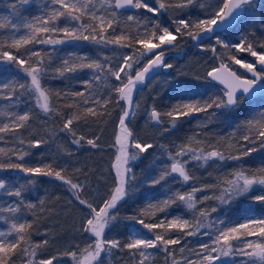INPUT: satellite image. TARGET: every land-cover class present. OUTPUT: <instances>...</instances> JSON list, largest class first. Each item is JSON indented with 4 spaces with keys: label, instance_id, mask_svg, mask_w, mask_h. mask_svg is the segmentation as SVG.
<instances>
[{
    "label": "snow or ice",
    "instance_id": "1",
    "mask_svg": "<svg viewBox=\"0 0 264 264\" xmlns=\"http://www.w3.org/2000/svg\"><path fill=\"white\" fill-rule=\"evenodd\" d=\"M32 4H37L36 13L23 15ZM253 5L254 0H14L11 7L18 22L0 17V101L5 102L0 106V143L8 144L0 147V171L21 175L0 177V221L7 226L0 230V264H17V260L65 264V257L70 264H105V258L114 257L120 264H154L156 253H163L164 264H264V163L246 167L247 157L264 152V105L253 103L264 97V40L247 30L236 42L227 38ZM192 8L199 12H188ZM163 16L168 19L162 21ZM188 40L201 52L212 54L214 63L204 76L194 77L207 80L211 87L172 77L175 83L165 81L172 102L165 109L153 103L145 109L147 120L163 134L179 130L185 118H195L203 130L228 116L225 123L230 130L226 136L211 129L206 134L194 132L174 145L167 161L144 181L149 190L140 207L120 216L119 209L135 199L140 187L135 162L154 147L138 139L131 127L139 110L134 97L159 70L173 68L165 60L166 53ZM79 42L94 48L79 51ZM65 46L71 50L65 51ZM236 65L243 74H238ZM49 80H61L65 87H49ZM74 83L83 90L74 89ZM216 83L222 86L219 93L212 91ZM245 100L251 105L248 115L233 119L230 114L237 113ZM116 108L114 175L107 192L101 193L89 181L90 169L74 168L69 174L62 157L71 156L70 150L30 159L32 148L47 143L26 138L37 121L43 125L60 121L49 140L64 134L77 148L100 149V136H88L81 129L106 122ZM209 168L216 175L210 171L211 179L201 181L196 170ZM40 178L59 181L70 193L69 203L81 213L75 231L83 237V247L81 242H68L58 254L38 258L50 243H63L48 229L34 228L38 219L57 213L45 199H29ZM157 186L158 191H151ZM254 191L257 194L250 195ZM241 197L245 201L237 219L222 215L210 219L221 206L230 211L227 206ZM173 206L186 211L170 215ZM120 223L127 228L123 238L111 235ZM34 235L43 239L37 242ZM205 236L208 241H200ZM188 237H197L200 250L194 247L192 255L185 256Z\"/></svg>",
    "mask_w": 264,
    "mask_h": 264
},
{
    "label": "trees",
    "instance_id": "2",
    "mask_svg": "<svg viewBox=\"0 0 264 264\" xmlns=\"http://www.w3.org/2000/svg\"><path fill=\"white\" fill-rule=\"evenodd\" d=\"M13 2L14 0H0V17H9L12 19L13 23H16L18 22V15L12 10L11 5ZM148 2L153 3L154 0H148ZM36 11L37 4H32L30 6H27V11L23 12L22 14L31 16L34 15ZM141 12H143L144 15H152L144 10H141ZM188 12L195 14L199 12V9L192 8L189 9ZM160 19L163 21L167 20L168 17L163 16ZM262 25H264V0H254V5L252 6L251 12L245 13L242 17L239 18V23L231 28L229 36L236 37L240 33H244L245 30H247L248 32L254 33L258 39L264 40V34H262L264 33V27H262ZM6 30L7 27L4 31ZM241 38L242 37L240 36V38L233 39L232 42H236ZM205 43L208 44L211 42L206 41ZM39 47L43 49L46 46ZM73 47H75V45ZM92 48H94V46H86V42H79V48H77V50L88 52L89 49ZM70 50L71 49L65 46V51ZM211 55L212 54L210 52H201L195 47V42L191 40L181 43L180 48L173 49L167 52L165 60L167 63H171L173 65V68L167 70H159L160 74L158 76H155L154 79L146 82V85L143 86V91L139 94L144 102V107L147 109L153 103H155L156 107L159 109L167 108L168 105L172 102L169 100V97L172 95L169 83H175L176 80H189L198 85L211 87L207 80L194 79L197 74L203 77L206 69H208L214 63V61L211 59ZM224 55H227V52H225ZM239 57L247 61H252V58L245 54H240ZM180 72H184L187 75L180 76ZM243 73V71L239 70L238 74ZM79 77L81 79H87V76L84 73H79ZM172 77H176V80H172ZM165 81H169V83H165ZM47 84L52 88L65 87V83L61 80H49L47 81ZM73 87L74 89L83 90L82 86L78 83H74ZM200 90L204 91V87H201ZM220 90L221 89L216 85L212 89V91L216 93H219ZM209 94H211V92ZM134 99L136 100V96L134 97ZM4 103L5 102L0 101V106H2ZM253 103L256 107L264 105V97H257ZM61 107H63L62 104ZM250 107L251 105L249 101L245 100L244 103L240 106L238 112L230 115L233 119L236 116H239L240 119H243L248 115ZM64 110L66 112L70 111L69 109ZM118 112L119 108H116L112 112L111 116L107 118L106 122L98 126L93 125L91 129H81L88 136H100V140L98 141V143L101 144L100 149H91L88 146H85V148H77L76 146L70 144L68 140L64 138V134L56 136L54 140H49V133H51L53 129L59 128L61 126L60 121L57 119L54 122H49L46 125H43L40 121H37L34 125V131L31 137L26 138L44 139L47 141V143L42 144L39 148H32L31 152L33 155L32 157H30V159H39L41 155H57L63 149L70 150L72 152L71 156L65 155L62 157L63 160L66 161V166L68 168L69 174L73 172L74 168L90 169L91 171L88 177L89 181L93 186L98 185L101 193L107 192L112 185V177L114 175V170L112 169L111 165L115 160L116 149L112 145L114 144V129ZM228 119V116L221 117L219 121L210 124L209 128L201 130L197 127L195 118H185L179 130H174V132L162 134L160 129H157V133L152 137L151 135L147 139L140 137L139 139L141 141L153 143L154 147L149 149L148 153L141 154V158L135 162L134 172L137 177L136 182L140 185V187L135 193V199L129 200L127 203L123 204V207L119 209L120 216L129 215L140 207L141 203L143 202L144 193L149 190L144 185V181H146L150 176L155 175L159 167L167 161V152L174 151V145L183 142L194 132H202L206 134L209 132V129H211V132L213 133L226 136L230 130V125L228 123H225V121ZM236 135L239 136V132H237ZM0 147H8V144L0 143ZM261 163H264V152H255L251 156L246 158V167L256 168ZM210 171L213 170L211 168L207 170L197 169L196 175L201 178V181H207L211 179V177L208 176V172ZM19 175L21 174L15 171H0V177L11 179ZM77 175H79V173H77ZM215 175L216 173L213 171V176ZM40 180L42 182L35 190H33V192L29 196V199H31L33 202H36L37 198L45 199L47 206L50 208L54 207L57 210V213H52L45 218L38 219L37 224L34 225V228L39 226L41 230L48 229L50 231V235H54L57 241H62L63 243H50L48 246L40 250V252L38 253V258H47L51 255L58 254L60 251L64 250L68 242H81V246L83 247V237L75 231V229L79 226L81 213L78 211L77 206L74 203H69V201L71 200L70 193L67 192V189L65 187H61V182L59 181L51 180L49 178H40ZM158 190L159 186L151 189V191L153 192ZM255 194H257L255 191L253 193H250V195ZM242 201H245L244 197L241 198V202ZM241 202L237 207L233 206L232 204L228 205L227 207L230 209V211L227 212L224 211L225 206H221L219 211L212 214L210 219H214L218 215H222L226 220H232L235 217H239ZM260 208L261 206L257 205V214H259ZM185 211L186 210L182 208L173 206L169 209V214H184ZM159 215L163 216L164 214L161 213ZM188 215L189 218H191L190 213ZM31 218V216L28 217V219ZM6 227L7 226L4 225L2 221H0V230H5ZM204 231L208 230L205 229ZM126 232L127 228L124 227L123 223H120L115 227V230L111 233V235L123 238L124 233ZM42 239L43 236H33V240L37 242ZM188 241L189 242L185 247V256L192 255L191 250L194 247L197 251H199V242L208 241V237H201L200 241H198L197 237H188ZM151 251L156 252V250ZM176 255L177 259H179L181 254L177 252ZM63 259L65 261V264H70V258L65 257ZM223 260L228 261L230 259L226 258ZM17 264H21V261L17 260ZM105 264H120V261L116 257L112 259L105 258ZM154 264H164L163 253H156ZM216 264H220V261H217Z\"/></svg>",
    "mask_w": 264,
    "mask_h": 264
},
{
    "label": "rangeland",
    "instance_id": "3",
    "mask_svg": "<svg viewBox=\"0 0 264 264\" xmlns=\"http://www.w3.org/2000/svg\"><path fill=\"white\" fill-rule=\"evenodd\" d=\"M227 38L230 39L231 41H233V39L240 38V35H238L236 37H232V36H229V34H228ZM240 54L247 55L246 53H236V55L238 57H239ZM249 57H251V56H249ZM251 58H252V60H254L253 57H251ZM235 68L239 69V66L236 65ZM239 70L244 72L243 69H239ZM136 100H138V102H139V110L137 111V114L135 116V119L133 120V123H132L131 127L133 128L134 133L136 134V137L138 139L140 137L144 138V139H147V138L150 137V135L152 137V136H154L157 133L156 132L157 128L153 127L151 125V123L147 120V117L145 115V109L146 108L144 107V102H143L142 98L140 97V94L138 96H136ZM241 198H243V197H241ZM241 198H239L238 200L233 202L232 205L235 206V207L239 206V204L241 202ZM208 203L215 205L216 203H218V201H209ZM237 218L238 217H235L232 220H235ZM251 239H256V237H252ZM226 258H229V257H223L222 259H226Z\"/></svg>",
    "mask_w": 264,
    "mask_h": 264
},
{
    "label": "water",
    "instance_id": "4",
    "mask_svg": "<svg viewBox=\"0 0 264 264\" xmlns=\"http://www.w3.org/2000/svg\"><path fill=\"white\" fill-rule=\"evenodd\" d=\"M234 27V26H233ZM233 27H231V28H233ZM250 75V74H249ZM217 87H219L220 89L222 88V86L221 85H219L218 83H216L215 84Z\"/></svg>",
    "mask_w": 264,
    "mask_h": 264
}]
</instances>
